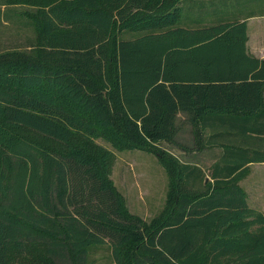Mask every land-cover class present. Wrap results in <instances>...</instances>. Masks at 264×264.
<instances>
[{
    "label": "trees",
    "instance_id": "trees-1",
    "mask_svg": "<svg viewBox=\"0 0 264 264\" xmlns=\"http://www.w3.org/2000/svg\"><path fill=\"white\" fill-rule=\"evenodd\" d=\"M194 2L0 0V24L35 34L0 52V264H89L103 243L116 264H264V211L239 183L264 161V59L245 50V20ZM180 113L223 142L208 169L162 146L181 144ZM100 137L169 171L150 222Z\"/></svg>",
    "mask_w": 264,
    "mask_h": 264
},
{
    "label": "rangeland",
    "instance_id": "rangeland-1",
    "mask_svg": "<svg viewBox=\"0 0 264 264\" xmlns=\"http://www.w3.org/2000/svg\"><path fill=\"white\" fill-rule=\"evenodd\" d=\"M16 8L26 9L27 6L20 5ZM34 35L31 29L20 24H0V52L13 48L25 49L30 46L29 40ZM123 35L129 36L130 33ZM180 120L182 123L178 138L181 144L162 141V146L180 159L201 156L204 152L203 141L194 137L193 130L184 126L183 119ZM96 141L113 151L111 176L125 198L126 207L150 222L165 206L171 185L169 171L153 151L141 148L119 149L102 137ZM205 154L209 156L208 150ZM247 168L241 182L246 196L252 205L264 211V164H251ZM89 264H116L111 245L103 243L91 246Z\"/></svg>",
    "mask_w": 264,
    "mask_h": 264
},
{
    "label": "crops",
    "instance_id": "crops-1",
    "mask_svg": "<svg viewBox=\"0 0 264 264\" xmlns=\"http://www.w3.org/2000/svg\"><path fill=\"white\" fill-rule=\"evenodd\" d=\"M200 5H209L214 6L213 4H220L225 6V11H222L220 13L225 15H230L233 18H238L239 20H245L246 22V32H247V38L245 40V50L246 52L259 59H264V0H195ZM191 3H195L193 0ZM193 11V10H192ZM195 12V9L193 13ZM205 21H202L204 23ZM263 96H264V90H263ZM181 119H183L184 126L188 127L189 130L192 129L190 124H187V121L189 119V116H187L184 113H180ZM215 119H217L215 117ZM184 127V128H185ZM208 129L205 128L203 130V137H207L208 135ZM191 135H188V138L191 137ZM222 143L221 141L217 142H205V139L203 140V148L204 152L199 155L196 158H186L183 160L197 162L202 166L204 169H208L211 166V163L215 161L216 158L219 157V155L222 152ZM261 148H264V145H260ZM208 150V155L205 154V151ZM264 164V161H252L249 162L248 165L251 164ZM206 177L211 178L209 175ZM207 178V179H208ZM243 178L239 180L240 185L243 187ZM247 202L249 205L255 207L252 205L248 197ZM256 208V207H255Z\"/></svg>",
    "mask_w": 264,
    "mask_h": 264
},
{
    "label": "water",
    "instance_id": "water-1",
    "mask_svg": "<svg viewBox=\"0 0 264 264\" xmlns=\"http://www.w3.org/2000/svg\"><path fill=\"white\" fill-rule=\"evenodd\" d=\"M208 177L205 178V180H207Z\"/></svg>",
    "mask_w": 264,
    "mask_h": 264
}]
</instances>
